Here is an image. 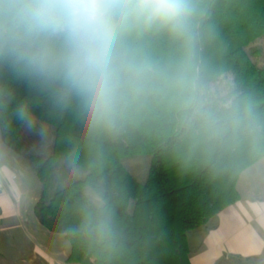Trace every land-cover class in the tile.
Wrapping results in <instances>:
<instances>
[{
    "label": "trees",
    "instance_id": "16d2710c",
    "mask_svg": "<svg viewBox=\"0 0 264 264\" xmlns=\"http://www.w3.org/2000/svg\"><path fill=\"white\" fill-rule=\"evenodd\" d=\"M205 5L209 86L251 104L264 118V65L246 51L264 36V0H205ZM28 116L55 127L53 152L28 155L41 181L33 214L43 228L68 240L69 263L191 264L188 232L238 201L241 172L264 157V138L211 148L155 124L115 138H93L77 110L55 107L22 78L0 76V139L18 153ZM142 154L150 155V163L146 179L139 181L123 158ZM61 159L86 173L49 194L51 167ZM88 189L100 204L87 196Z\"/></svg>",
    "mask_w": 264,
    "mask_h": 264
},
{
    "label": "clouds",
    "instance_id": "9594fccd",
    "mask_svg": "<svg viewBox=\"0 0 264 264\" xmlns=\"http://www.w3.org/2000/svg\"><path fill=\"white\" fill-rule=\"evenodd\" d=\"M206 16L205 0H0V76L77 110L93 138L147 124L211 148L264 138L251 104L209 86Z\"/></svg>",
    "mask_w": 264,
    "mask_h": 264
},
{
    "label": "crops",
    "instance_id": "0c3cea01",
    "mask_svg": "<svg viewBox=\"0 0 264 264\" xmlns=\"http://www.w3.org/2000/svg\"><path fill=\"white\" fill-rule=\"evenodd\" d=\"M262 160L264 157L241 172L237 182L238 201L219 211L205 225L188 232L191 264H264ZM5 161L0 158V258L7 259L0 264L20 260L26 264H64L69 251L66 245L58 251L42 237L29 232L31 219L33 231L39 230L45 236L47 229L35 225L38 222L34 214L30 219L23 187ZM242 178L247 190L240 187Z\"/></svg>",
    "mask_w": 264,
    "mask_h": 264
},
{
    "label": "rangeland",
    "instance_id": "374dc122",
    "mask_svg": "<svg viewBox=\"0 0 264 264\" xmlns=\"http://www.w3.org/2000/svg\"><path fill=\"white\" fill-rule=\"evenodd\" d=\"M246 51L250 59L254 63H256L257 65H264V36L258 37L252 43H250L246 47ZM220 86H223V84L221 83ZM19 135L22 143L21 152L18 153L11 150L0 139V158L6 160L5 162H7V164L10 166L13 174L17 176L16 181L23 187V190L25 192V202L26 205H28L29 215L31 219V217H34L32 209L34 202L37 200L40 194L41 181L33 173L29 164L28 155L40 154L43 157H47L53 152L55 127L53 125L42 122L33 116H28L20 129ZM12 157H14L16 161H13ZM262 162H264V160H262ZM149 163L150 155L142 154L140 156H127L123 158V164L125 165V167L139 181H144L146 179ZM85 173L86 171L83 168L73 162L65 159L58 160L51 167L49 194L67 185L71 181L83 177ZM240 187L242 190H247L246 182L243 178L240 182ZM86 194L96 204H100L102 202L94 191L88 189L86 190ZM132 203L133 200L131 199L128 205L129 210H131L132 208ZM31 220L29 221V232H33L34 234H36V236H40L45 239L47 243L51 244L53 249H55L56 247L59 251L60 247H63L64 245H66V247L69 249V242L63 236V234L45 230L47 231L45 232L47 234L45 236L41 235L38 232L39 230L33 231L34 228L31 224ZM35 225H37V227L43 228L38 223ZM5 259L7 258L1 257L0 261L6 262ZM65 261H63L64 264H78ZM12 264L26 263H22V261L20 260L12 262Z\"/></svg>",
    "mask_w": 264,
    "mask_h": 264
}]
</instances>
